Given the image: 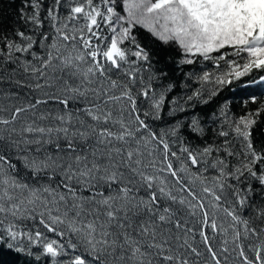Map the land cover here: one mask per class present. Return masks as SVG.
Instances as JSON below:
<instances>
[{
  "label": "snow or ice",
  "instance_id": "6c2138e0",
  "mask_svg": "<svg viewBox=\"0 0 264 264\" xmlns=\"http://www.w3.org/2000/svg\"><path fill=\"white\" fill-rule=\"evenodd\" d=\"M9 7L0 254L12 264H264L254 91L264 94V0ZM233 85L248 91L239 114L220 98Z\"/></svg>",
  "mask_w": 264,
  "mask_h": 264
},
{
  "label": "trees",
  "instance_id": "16d2710c",
  "mask_svg": "<svg viewBox=\"0 0 264 264\" xmlns=\"http://www.w3.org/2000/svg\"><path fill=\"white\" fill-rule=\"evenodd\" d=\"M19 0H0V11H3L5 14H11L13 12V9L9 7V5H18ZM168 57L171 58L172 63H175V58H177V53L174 50H171L167 53ZM204 66H210L205 62L204 65H200L198 67H204ZM249 77H245L244 80H248ZM235 89V91H229L228 88H225L223 92L221 93L220 98H227L230 99L232 102V111L236 112L237 114L241 113L243 111L241 107V102L247 98L248 91L240 89L237 85L231 86ZM258 94V101L259 103L261 100H264V94H262V90L257 86V88L254 90ZM218 98V99H220ZM248 107L255 108V104H249ZM167 110V109H166ZM202 117V119L208 120L210 119V110L209 106H205L203 110L199 113ZM264 119V117H262ZM261 139H264V133L261 134ZM52 234H49L51 236ZM14 260V257L5 250L3 254H0V264H12Z\"/></svg>",
  "mask_w": 264,
  "mask_h": 264
}]
</instances>
